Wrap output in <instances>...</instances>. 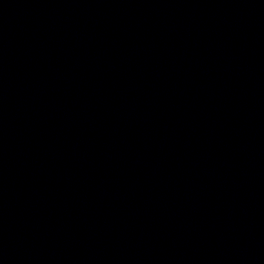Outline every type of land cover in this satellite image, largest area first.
I'll use <instances>...</instances> for the list:
<instances>
[{
	"label": "water",
	"instance_id": "obj_1",
	"mask_svg": "<svg viewBox=\"0 0 264 264\" xmlns=\"http://www.w3.org/2000/svg\"><path fill=\"white\" fill-rule=\"evenodd\" d=\"M0 264H264V0H0Z\"/></svg>",
	"mask_w": 264,
	"mask_h": 264
}]
</instances>
